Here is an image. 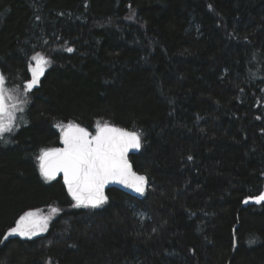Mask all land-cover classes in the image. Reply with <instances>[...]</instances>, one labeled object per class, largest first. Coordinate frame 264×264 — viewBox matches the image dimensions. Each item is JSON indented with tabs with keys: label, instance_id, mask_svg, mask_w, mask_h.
I'll return each mask as SVG.
<instances>
[{
	"label": "trees",
	"instance_id": "trees-1",
	"mask_svg": "<svg viewBox=\"0 0 264 264\" xmlns=\"http://www.w3.org/2000/svg\"><path fill=\"white\" fill-rule=\"evenodd\" d=\"M37 54L50 64L0 141V264H264V202H244L264 190V0H0L8 92ZM97 122L140 134L147 188L74 207L37 158L57 124ZM48 208L44 235L4 239Z\"/></svg>",
	"mask_w": 264,
	"mask_h": 264
},
{
	"label": "snow or ice",
	"instance_id": "snow-or-ice-1",
	"mask_svg": "<svg viewBox=\"0 0 264 264\" xmlns=\"http://www.w3.org/2000/svg\"><path fill=\"white\" fill-rule=\"evenodd\" d=\"M67 51L72 52L73 49L68 48ZM32 59L36 67L29 66L32 79L25 84V92L31 91L38 83L39 77L45 71V65L49 63L40 54ZM5 80L6 78L0 75V141L8 143L6 135L12 133L18 125L15 124L16 116L13 111L16 104L12 103L9 106L6 103L15 98L7 94ZM61 133L63 147L41 150L37 159L40 173L46 181L63 174L64 184L75 201L74 207L102 206L107 202L104 188L110 182L123 184L141 195L144 194L147 179L133 172L127 159L130 149L141 147L140 134L111 126L107 122L103 124L97 122L95 135L86 128L72 123L61 127ZM262 201L264 193L255 197L256 203ZM244 202L248 203L247 200ZM52 212L56 213L58 209L53 208ZM47 222L46 217L38 218L37 213L27 212L16 221V226L9 230L4 239L12 235L31 239L38 232L47 229ZM0 243L3 241L0 240Z\"/></svg>",
	"mask_w": 264,
	"mask_h": 264
},
{
	"label": "rangeland",
	"instance_id": "rangeland-1",
	"mask_svg": "<svg viewBox=\"0 0 264 264\" xmlns=\"http://www.w3.org/2000/svg\"><path fill=\"white\" fill-rule=\"evenodd\" d=\"M35 56H36V55H35ZM41 56H42V55H41ZM43 57H44V56H43ZM47 60H48V59H47ZM48 61H49V60H48ZM49 64H50V63H48L47 65H45V71L47 70ZM30 65H31L32 67H36V63H35V61H33V59H31L29 66H30ZM28 71H29V68H28ZM45 71H44V73H45ZM44 73L39 77V81H40V79L42 78V76L44 75ZM29 74H30V81H31V79H32V73L29 71ZM39 81H38V83H37L33 88H35V87L38 86ZM33 88H32V89H33ZM7 94H10V95H12V96L15 98V99L12 100V101H6V103H7L9 106H11L12 103H15V104H16V108L13 109V111L15 112V116H16L15 124L17 125V114H18L19 111H21V109H23V108L25 107L26 102H27V100H28L29 91H28V92H25V85H24V87L22 88V90H14V91H10V92L7 91ZM20 101H23V103H20ZM57 125H60L61 127H64V126H67L68 124H66V125L57 124ZM57 125L55 126V129H56V130L59 132V134L61 135V134H62V133H61V127H57ZM15 128H16V127H15ZM95 133H96V128H95V132H94V134H92V135H95ZM262 193H264V190H263ZM247 201H248V203H246V204H260V203L264 202V201H262V202H260V203H256V202H255V198L247 199ZM52 209H53V208H48V209H45V210H35V211H31V212H35V213H37V217H38V218H39V217H46L47 220H48V222H47V229H46L45 231L38 232L37 235H34V236H32L31 238H35V237H39V236L44 235V234L47 232L48 227H49L51 221H52L57 215H59V214L61 213L60 210H58V212H56V213H53V212H52ZM17 236H18V235H17ZM19 237H20V236H19ZM20 238H22V239H26L27 237H20Z\"/></svg>",
	"mask_w": 264,
	"mask_h": 264
},
{
	"label": "water",
	"instance_id": "water-1",
	"mask_svg": "<svg viewBox=\"0 0 264 264\" xmlns=\"http://www.w3.org/2000/svg\"><path fill=\"white\" fill-rule=\"evenodd\" d=\"M61 147H63V144L61 143V139H60V146H59L58 148H61ZM137 152H138V149H130L129 152H128V154H127V159H128L129 164L131 165V167H132V164H131V162H130V157L133 156V155H135ZM132 171L135 172V171L133 170V167H132ZM39 172H40V169H39ZM135 173H136L137 175H143V174H139V173H137V172H135ZM40 174H41V173H40ZM143 176H145V175H143ZM145 177H146V176H145ZM55 179H61L62 184H63V186H64V188H65L66 193L68 194V196H69V198L71 199V201L75 204V201H74V200L72 199V197L69 195L68 190H67V187H66L65 184H64L63 174H62V173H61V174H58V175L55 177ZM55 179H53V180H55ZM146 179H147V177H146ZM147 183H148V181H147ZM147 183H146V185H145L144 193H145L146 188H147ZM112 188L117 189V190H119V191H121V192H123V193H125V194H127V195H129V196H132V197H140V196H142L141 194L135 192L133 189L128 188V187H126V186L123 185V184L115 183V182H110V183H108V184L105 185V188H104V194H105V196H106V192H107L108 190L112 189ZM106 197H107V196H106ZM104 204H105V203H104ZM81 208H86V207H81ZM87 208H89V209H96V208H91V207H87ZM98 208H99V207H98Z\"/></svg>",
	"mask_w": 264,
	"mask_h": 264
}]
</instances>
